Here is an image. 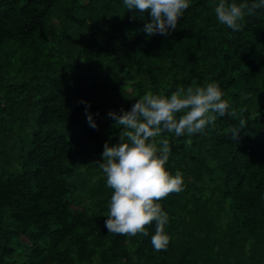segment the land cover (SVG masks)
Segmentation results:
<instances>
[{
  "label": "trees",
  "instance_id": "16d2710c",
  "mask_svg": "<svg viewBox=\"0 0 264 264\" xmlns=\"http://www.w3.org/2000/svg\"><path fill=\"white\" fill-rule=\"evenodd\" d=\"M218 3L189 0L174 30L149 37V13L123 0H0V264H264V8L233 31ZM209 82L237 118L155 138L183 176L158 201L166 250L155 222L147 236L108 233L113 190L97 162L122 130L109 110Z\"/></svg>",
  "mask_w": 264,
  "mask_h": 264
},
{
  "label": "clouds",
  "instance_id": "9594fccd",
  "mask_svg": "<svg viewBox=\"0 0 264 264\" xmlns=\"http://www.w3.org/2000/svg\"><path fill=\"white\" fill-rule=\"evenodd\" d=\"M123 3L128 10L149 13L150 20L144 27L149 37L168 35L190 6L189 0H123ZM261 8H264V0H254L251 4L219 0L214 11L220 24L240 31L245 16ZM223 96L219 85L209 82L204 86L178 87L170 95L149 90L136 99L129 110L121 109L119 113L109 110L108 116L116 126H122V130L117 144L104 143L102 161L97 162L107 187L113 190L105 220L108 233L147 236L146 226L155 222L151 243L157 251L166 250L170 237L165 225L169 218L158 201L183 191V176L179 170L173 175L165 168L170 155L169 140H160L157 147L155 138L163 132L191 137L203 133L209 125L214 126L218 116L236 119L237 111L229 110L231 106ZM88 107L85 103L87 120L95 128ZM245 123L246 120L239 119L238 127H230V138L235 139ZM191 143L190 138L185 141L186 146Z\"/></svg>",
  "mask_w": 264,
  "mask_h": 264
}]
</instances>
